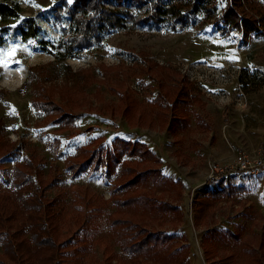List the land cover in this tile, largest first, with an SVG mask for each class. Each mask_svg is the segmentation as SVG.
Returning <instances> with one entry per match:
<instances>
[{
  "label": "rangeland",
  "instance_id": "obj_1",
  "mask_svg": "<svg viewBox=\"0 0 264 264\" xmlns=\"http://www.w3.org/2000/svg\"><path fill=\"white\" fill-rule=\"evenodd\" d=\"M19 1L23 14L36 16L46 30L59 34L64 20L50 8L60 0ZM255 1L264 10V2ZM223 7L220 0L219 8ZM221 27L201 11L190 28L179 32L167 22L159 28L120 29L107 37L104 48L94 47L87 57L66 60L72 72H78L71 78L54 67L51 55H27L22 46L4 52L1 140L9 147L0 154V195H12L14 166L23 163H30L32 173L39 174L33 175L36 184L49 183L46 195L60 205L54 264H130L106 221L116 210L109 196L119 170L110 177L102 170H89L75 178L65 171L66 157L78 145L93 146L97 137L103 138L104 148H111L116 137L145 143L159 159L151 167L158 166L162 174L179 182L180 195L168 185L150 191L179 206L181 219L150 214L146 223L175 235L174 247L185 244L188 264H207L201 246L206 228L240 236L232 245L220 246L225 264H252V253L244 248L258 252L264 264V210L251 202L246 188L250 172L237 169L234 159L239 149L259 151L264 158V35H249L244 42L241 31L235 30L237 36ZM261 28L264 33V25ZM30 68L33 81L24 86ZM180 75L191 83L192 97L185 108L182 104L189 123L173 133L169 122L174 115L163 95L177 87L178 80L173 79ZM64 82L69 92L62 88ZM120 86L124 93L118 92ZM126 93L132 97L125 108L120 103ZM48 98L77 115L73 124L53 123L44 112H35L32 103ZM126 111H131L130 119ZM212 159L219 166L215 175L208 165ZM241 184L246 188L243 193L215 204L206 228L194 225V200L211 190Z\"/></svg>",
  "mask_w": 264,
  "mask_h": 264
},
{
  "label": "trees",
  "instance_id": "obj_2",
  "mask_svg": "<svg viewBox=\"0 0 264 264\" xmlns=\"http://www.w3.org/2000/svg\"><path fill=\"white\" fill-rule=\"evenodd\" d=\"M219 2L60 0L50 8L54 15L60 17L58 19L64 20L58 27L59 34L54 36L41 26L36 16L23 14L19 0H0V61L6 50L22 46L27 55L33 52L51 55L54 67H59L60 72L71 78L77 71L72 72L66 60L87 57L94 47L104 48L107 37L120 29L141 26L159 28L167 22L172 31L179 32L190 28L201 11H204L207 19L214 18L216 25H223L221 29L241 31L244 42L249 35H264L261 30L264 10L257 7L255 0H223L222 9L219 8ZM33 77V68H30L24 86L32 82ZM173 80H178L175 81L177 87H172V92L166 91L163 97L170 102L174 117L169 122V130L175 133L189 123L182 104L184 108L187 106L192 92L191 83L184 76ZM67 87L64 82L62 88L65 92H69ZM118 92L124 93L121 86ZM130 97L128 93L121 96L120 105L128 107L126 101H130ZM32 105L36 113L44 112L46 120L60 125L73 124L77 117L71 109L50 98L39 99ZM130 112L126 111L128 119L131 117ZM3 129L4 122L0 118V154L9 147L6 141L1 140ZM93 142L91 147L88 144L78 145L75 152L66 157L65 171L75 178L89 170H102L108 177L119 170L109 196L116 210L106 221L120 251L129 256L130 264H188V248L185 244L180 242L174 247L175 235L146 223L150 214L181 219L183 213L179 206L150 191L152 188H164L165 185L177 189L179 182L162 174L158 166L151 167L159 159L143 142L116 137L111 148L102 146V137L95 138ZM29 168L30 163L15 165L11 180L12 195H0V245L3 249L0 264H54L56 261V238L59 233L56 210L60 205L55 198L46 195L49 183L40 181L36 184L33 175L38 173H32L33 169ZM245 190L242 185H228L198 197L192 206L194 225L206 228L217 202ZM176 192L179 195L182 193L181 189ZM239 237L229 230L206 228L201 239L206 263L225 264L220 246L232 245ZM262 243L263 250L264 240ZM244 249L252 253L249 260L252 264H263L258 252Z\"/></svg>",
  "mask_w": 264,
  "mask_h": 264
},
{
  "label": "built area",
  "instance_id": "obj_3",
  "mask_svg": "<svg viewBox=\"0 0 264 264\" xmlns=\"http://www.w3.org/2000/svg\"><path fill=\"white\" fill-rule=\"evenodd\" d=\"M239 36L238 32L234 30L232 32ZM252 153L246 152L244 149L234 151V159L236 162L235 167L242 171H248L250 173H263L264 174V158L260 156L259 151ZM209 168L211 174L215 175L219 171L218 164L212 159L209 160Z\"/></svg>",
  "mask_w": 264,
  "mask_h": 264
},
{
  "label": "crops",
  "instance_id": "obj_4",
  "mask_svg": "<svg viewBox=\"0 0 264 264\" xmlns=\"http://www.w3.org/2000/svg\"><path fill=\"white\" fill-rule=\"evenodd\" d=\"M246 185L250 194L251 202L264 210V174L250 173L246 177ZM242 186L244 184H241Z\"/></svg>",
  "mask_w": 264,
  "mask_h": 264
},
{
  "label": "snow or ice",
  "instance_id": "obj_5",
  "mask_svg": "<svg viewBox=\"0 0 264 264\" xmlns=\"http://www.w3.org/2000/svg\"><path fill=\"white\" fill-rule=\"evenodd\" d=\"M3 66H4V67H7V65H6V64H4Z\"/></svg>",
  "mask_w": 264,
  "mask_h": 264
}]
</instances>
